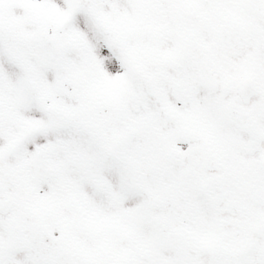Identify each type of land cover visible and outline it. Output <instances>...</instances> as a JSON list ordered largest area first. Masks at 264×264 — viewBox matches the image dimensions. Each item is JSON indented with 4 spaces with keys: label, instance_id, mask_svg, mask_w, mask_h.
Here are the masks:
<instances>
[{
    "label": "snow or ice",
    "instance_id": "6c2138e0",
    "mask_svg": "<svg viewBox=\"0 0 264 264\" xmlns=\"http://www.w3.org/2000/svg\"><path fill=\"white\" fill-rule=\"evenodd\" d=\"M0 264H264V0H0Z\"/></svg>",
    "mask_w": 264,
    "mask_h": 264
}]
</instances>
